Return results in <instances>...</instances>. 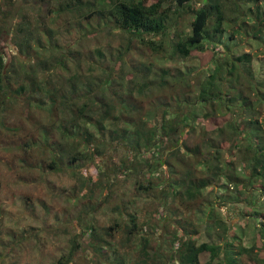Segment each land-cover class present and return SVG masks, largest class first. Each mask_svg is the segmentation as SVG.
<instances>
[{"label":"trees","instance_id":"trees-1","mask_svg":"<svg viewBox=\"0 0 264 264\" xmlns=\"http://www.w3.org/2000/svg\"><path fill=\"white\" fill-rule=\"evenodd\" d=\"M172 1L176 3V16L181 15L180 11H186L192 16L189 35L184 36V31L175 26V18L171 17ZM228 2L229 11L226 9ZM261 2L262 0H70L66 6L62 5L60 9L64 10H59L61 14H77L78 30L85 36H91L101 28V19L109 25L104 26L105 28L110 27L108 29L128 34L130 41L128 46L116 50L112 56L115 63L107 69L103 67L106 56L97 50L99 67L98 64L88 62L85 76L73 74L65 80L63 88L51 86L50 82L33 83L38 93L31 105L45 114L51 112L49 115L54 118L50 125L52 130L45 129L42 132L43 149L50 152L53 149L56 158L61 156V148L55 149L53 142L56 140L53 136L51 138L55 124L70 143L89 149L86 155L74 154L70 162L72 165L85 158L93 160L96 155L101 154L107 143L120 146L130 156L138 157L137 161H146L150 170H155V164H162L160 153L164 146L170 147V154L174 158L180 157V154L193 156L188 158V162L194 161V157L198 160L205 149V157H202L205 158L202 163L205 170L201 172L202 176L196 177L187 166L186 174L178 182H182V185L177 188L175 183H169L168 193L164 194L163 190L161 193L166 198L172 195L174 200L187 194L185 203L192 204L194 198L202 199L204 189L212 187L211 193L214 194V189L220 187L217 186L218 180L220 182V179H224L220 182L226 184L221 187L223 192L229 190V185L232 190L222 194L223 202H245L247 206L252 204L254 193L264 191V122H261L262 119L259 122L264 110V89H254L256 102L244 95L246 93L252 96L250 89L252 85L255 86L249 70L253 58L250 53L237 54L233 48L241 46L239 37L242 41L248 38L264 45V7ZM60 13L55 19L56 23ZM17 15L18 12L0 11V19L3 21V24L0 22L1 34L15 33L11 32L13 26H10V21ZM81 18L86 23H82ZM41 21L40 13L27 12L22 16V24L17 29L23 32V24L28 23L36 31L31 32V36L36 37L35 34L44 27ZM97 21V26H93ZM172 30L175 31V37L166 39V36H171ZM83 34L80 36L84 38ZM34 42L39 52L53 53V50L43 46L41 37ZM133 42L148 47L152 56L161 55L149 65L144 64V74L140 73L142 81H132L135 78L133 72L118 74L127 62V53L132 50ZM29 44L32 46V42ZM80 46L76 44L73 49L59 50V47L54 48L51 44L59 55L54 56L49 67L55 64L54 70L60 67L68 69L70 62L76 67H82L86 57L78 49ZM61 51L64 53L61 54ZM182 59L199 62L198 70L191 78L177 71V64ZM155 63L165 65L157 71L154 69ZM114 64L115 67L111 68ZM40 65L43 67L41 63ZM172 66L175 68H171ZM17 67L16 64L7 67V58L0 51V95L8 91L6 82L11 79L10 75ZM46 67L47 63L42 72H45ZM97 69L99 72H95ZM153 69L157 80L147 77L153 76ZM124 78H129L126 90L123 89ZM188 81H191L190 85ZM133 82L134 85L131 84ZM186 86H189L188 89L195 96L181 94L186 91L193 94ZM44 106L48 109H44ZM200 116L204 121L211 120L214 130L203 131V146L190 148L184 142L185 136L190 129L195 133ZM228 144V160L232 169L230 165L227 169L220 165L224 163V145ZM126 163L128 165L122 168L123 175L137 169L135 164ZM241 164L242 170L239 167ZM167 165L172 168L174 164L167 161ZM47 167L52 171L57 170V165L53 162ZM149 173L150 179H156V173ZM109 178L110 176L107 179ZM150 181L148 186L140 188L151 191L154 186ZM76 198L78 200L80 197ZM116 212L121 222H115L103 239L91 240L87 246L91 247L92 255L89 264H214L223 254L225 264H264L263 239L260 238L254 247H247L230 225L226 227L225 243L221 246L199 243V230L195 227L192 229L193 225L188 222L170 232L166 225L167 215L163 216V213L160 215L164 218L163 226L158 229L160 233L157 234L151 228L140 230L135 210L128 212L124 206H119ZM253 214L261 215L258 208L253 209ZM215 215L216 208L213 207L210 218L215 219ZM125 220H129L130 227L128 223L123 225ZM88 223L89 219L81 221L83 233L90 239L98 236L95 234L96 227ZM224 224L227 226L226 222ZM139 232L146 236L141 238L144 243L142 246H137L139 240L136 236ZM152 236L156 237L154 240H159L160 248L156 250H152ZM262 236L264 227L260 237ZM72 245L73 243L59 264L72 261ZM75 247H79V244L76 243Z\"/></svg>","mask_w":264,"mask_h":264},{"label":"rangeland","instance_id":"rangeland-1","mask_svg":"<svg viewBox=\"0 0 264 264\" xmlns=\"http://www.w3.org/2000/svg\"><path fill=\"white\" fill-rule=\"evenodd\" d=\"M69 1L0 0V11L6 10L15 14L18 12L16 18L10 21V26H13L11 32L16 34L0 33V51L7 58V67L12 64L18 66L13 71L14 75H10L11 79L6 82L8 91L0 95V264H59L61 258L68 254L71 243H73L74 256L67 264H89L92 255L91 247L87 246L91 240L103 239L115 222H121L116 212L119 206H124L128 212L135 210L138 214L140 230L151 228L159 234L158 229L163 226L164 219L160 215L163 213V216L167 215L166 225L170 232L185 226L186 222L191 223L192 229L195 227L199 230L197 237L199 243L223 246L226 227L228 228L229 225L247 247H254L260 238L264 241V236L260 237L264 227V191L255 192L253 203L249 206L245 202H223L222 194L232 190L229 185V190L223 192L221 187L225 183L220 184V182L224 179H220V182L218 180L217 186L220 185V187L214 189V194L211 193L212 187L204 189L202 199L194 198L192 204L185 203L187 194H182L175 200L172 195L167 198L164 196L168 193L169 183H175L177 188L182 185V182H178L186 174L187 166L196 177L202 176L201 172L205 170V165L202 164L205 159L202 158L205 157V149L198 160L194 157V161L188 162V158L193 156L180 154L179 159L174 158L170 154V147L164 146L160 153L162 164L157 163L153 166L155 170H150L146 161L140 159L137 161L138 157L130 156L125 149L107 143L101 154L96 155L93 160L85 158L72 165L70 162L74 154L86 155L89 149L86 146L78 147L70 143L67 137L57 130V124L53 125L55 131L51 138L53 136L56 140L53 142L55 149L61 148V156L56 158L53 149L52 152L43 149L42 132L45 129L52 130L50 125L54 118L49 115L51 112L45 114L43 111L35 110L31 105L38 93L33 83L50 82L51 86L57 85V88H63L65 80L73 74L85 76L88 71V62L98 64L99 67L97 50L106 56L103 67L107 69L109 65L115 63L112 56L115 55L116 50L122 46H128L130 41L128 34L108 29L110 27L105 28L104 26L109 25L101 19L99 20L101 28H98L91 36H85L78 30L79 19L76 13L61 14L59 11L64 10L60 8L62 5L69 4ZM79 4L82 6L81 3ZM171 4L173 8L171 17L175 18V26L184 31V36L189 35L192 29V16L186 11H180L181 15L176 16L175 1ZM261 5L264 7V0ZM226 9L229 11V2ZM27 12L40 13V18L43 20L41 23L43 22L44 27L41 32L35 34L36 37L31 36V32L36 31L28 23L23 24V32L17 29L19 24H22V16ZM59 13L61 15L56 23L55 19ZM81 21L86 23L82 18ZM0 22L3 24L1 19ZM97 23L98 21L93 26H97ZM82 34L84 38L80 36ZM40 37L43 46L53 50V53L39 52L34 41ZM173 37H175L174 30L171 36L165 38ZM29 42H32V46ZM80 43L85 48L81 47ZM138 43L131 44L132 50L127 53V62L122 71L118 72L120 75L135 73L132 81H142L140 73L144 74V64L149 65L151 61L161 57L160 54L152 56V51L148 47ZM51 44L54 48L59 47V50L73 49L78 44L80 46L78 49L86 57L82 67H76L72 62L69 63L68 69L60 67L56 71L55 64L49 67L54 56L59 55L54 48L52 49ZM239 44L241 46L233 48L234 52L250 53L253 58L249 70L252 72L251 80L255 86L252 85L250 89L252 96L246 93L244 95L256 102L254 89H264V45L248 38L242 41L241 37H239ZM63 53L64 51H61V54ZM40 63L43 67L46 63L48 64L45 72H42L43 67H40ZM155 64L154 69L157 71L165 65V63ZM177 65L178 72L191 78L198 70L199 62L194 59H182ZM114 67L115 64L111 68ZM154 69L153 76L147 77L157 80ZM97 71L98 69L95 72ZM127 81L129 78L123 82L124 90L127 89ZM190 82L188 81V85ZM131 84L134 85V82ZM186 87L188 89L189 86ZM181 94L195 96L194 92L192 94L189 91ZM44 109L48 107L44 106ZM201 118L202 116L197 119L195 133L191 129L186 133L184 142L190 148L203 146L201 136L203 131L213 132L214 130L211 120L204 121ZM261 119V122H264V110L259 122ZM229 148L230 144L224 145L225 156L222 160L224 163H220L226 169L228 165L232 169V164L228 160ZM167 161L174 164L172 168L167 165ZM51 162L57 165V170L52 171L50 167H47ZM126 162L135 164L137 169L128 175H123L121 172L122 168L126 167ZM79 163L81 166H76ZM184 164L187 165L184 166ZM239 167L243 169L242 164ZM149 171L156 173V179L149 178ZM108 176H110L109 179H107ZM195 176L192 177L195 178ZM149 181L154 188L151 191H143L140 186H148ZM78 196L80 198L77 200ZM91 205H93L92 208H89ZM213 207L216 208L215 219L210 218ZM256 208L261 215L253 214V209ZM83 219H89L88 224L96 227L95 234L98 236L95 235L90 239L88 235H85L86 233H83L81 227ZM124 223H128L130 227L129 220H125L123 225ZM164 231L161 230V232ZM117 236L120 235L117 234ZM136 237L139 240L137 246L144 245L141 238L146 236L139 232ZM155 238L152 236L151 240ZM76 243L79 247H75ZM151 245L152 250L160 248L159 240L152 241ZM223 256L224 254L214 264H225Z\"/></svg>","mask_w":264,"mask_h":264}]
</instances>
